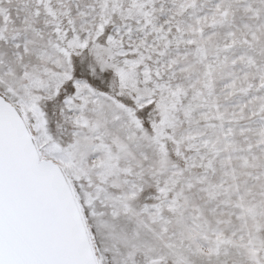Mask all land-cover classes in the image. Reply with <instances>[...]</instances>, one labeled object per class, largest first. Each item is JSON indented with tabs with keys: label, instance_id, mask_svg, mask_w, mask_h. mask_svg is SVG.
Returning a JSON list of instances; mask_svg holds the SVG:
<instances>
[{
	"label": "snow or ice",
	"instance_id": "6c2138e0",
	"mask_svg": "<svg viewBox=\"0 0 264 264\" xmlns=\"http://www.w3.org/2000/svg\"><path fill=\"white\" fill-rule=\"evenodd\" d=\"M0 264H264V0H0Z\"/></svg>",
	"mask_w": 264,
	"mask_h": 264
}]
</instances>
